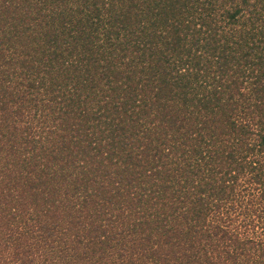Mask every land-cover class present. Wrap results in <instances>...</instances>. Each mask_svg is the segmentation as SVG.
Listing matches in <instances>:
<instances>
[{
	"label": "trees",
	"instance_id": "trees-1",
	"mask_svg": "<svg viewBox=\"0 0 264 264\" xmlns=\"http://www.w3.org/2000/svg\"><path fill=\"white\" fill-rule=\"evenodd\" d=\"M0 264H264V0H0Z\"/></svg>",
	"mask_w": 264,
	"mask_h": 264
}]
</instances>
